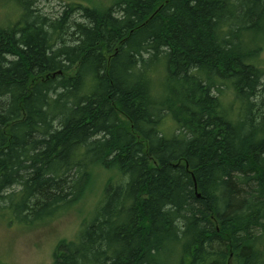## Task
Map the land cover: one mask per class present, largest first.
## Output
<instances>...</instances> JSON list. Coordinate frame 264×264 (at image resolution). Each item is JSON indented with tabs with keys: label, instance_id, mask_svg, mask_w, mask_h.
<instances>
[{
	"label": "trees",
	"instance_id": "trees-1",
	"mask_svg": "<svg viewBox=\"0 0 264 264\" xmlns=\"http://www.w3.org/2000/svg\"><path fill=\"white\" fill-rule=\"evenodd\" d=\"M12 2L18 17L0 26V214H60L99 164L125 180L107 182L52 264H160L174 247L176 264H264V70L245 41L264 31V0L64 3L54 16Z\"/></svg>",
	"mask_w": 264,
	"mask_h": 264
},
{
	"label": "rangeland",
	"instance_id": "rangeland-1",
	"mask_svg": "<svg viewBox=\"0 0 264 264\" xmlns=\"http://www.w3.org/2000/svg\"><path fill=\"white\" fill-rule=\"evenodd\" d=\"M115 1L37 0V5L42 12L54 16L61 11L64 3H81L88 7L103 10ZM17 8L12 0H0L1 27L9 25L17 19ZM255 35L247 36L245 41L247 46L256 42L253 45H257L259 50L254 58V63L264 70V31L256 39H254ZM155 87L158 88L156 82ZM163 91L164 89H162V94ZM215 93L219 95L225 106L231 107L232 110L235 109L236 104L233 101L230 87L226 84H220V90H215ZM169 123V119L165 118L163 122L165 133L168 126H170ZM109 180L120 184L125 179L116 168H105L99 164L92 165L90 168V182L81 197L72 202L60 214L44 221L21 222L16 217L9 219L6 215L0 214V260L7 264H52L53 253L58 243L61 240L74 239L81 225L91 221L94 209L100 201ZM0 206L3 208L4 202H0ZM169 247L171 249V246ZM172 250L174 251L168 252L169 250L166 248L167 254H159L157 259L160 264H176L178 260L177 248L174 247Z\"/></svg>",
	"mask_w": 264,
	"mask_h": 264
}]
</instances>
